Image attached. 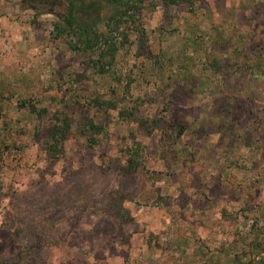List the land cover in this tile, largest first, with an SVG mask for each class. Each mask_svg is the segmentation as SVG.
<instances>
[{
  "label": "rangeland",
  "instance_id": "1",
  "mask_svg": "<svg viewBox=\"0 0 264 264\" xmlns=\"http://www.w3.org/2000/svg\"><path fill=\"white\" fill-rule=\"evenodd\" d=\"M89 1L95 6L80 16L100 22L102 31L115 9L105 0ZM67 8L65 1L58 12ZM136 17L148 36L146 55L172 62L149 84L142 82L137 46L121 51L102 78L95 54L74 52L67 38H56V17L37 16L20 0H0L3 122L15 126L10 133L25 150L0 180V264H123V253L131 264L149 263V255L177 233L193 231L215 249L233 243L255 221L264 225V166L253 165L257 158L245 145L225 151L228 125L217 118L230 101L247 125L249 114L264 106V78L254 80L244 66L252 51L264 54V0H145ZM222 45H237L245 54L230 62L218 54ZM214 60L220 66L212 69ZM178 64L196 67L190 73L201 78L196 94L187 76L168 78ZM131 78L136 82L128 93ZM32 94L39 95V109H47L44 116L18 108ZM78 95L93 107L96 99L116 104V110L103 109L108 133L94 148L75 138L53 159L42 141L56 110L50 97L75 110ZM168 104L189 125L177 142L169 119L151 134L138 120L117 124L121 109L136 108L148 119ZM138 145L145 149L144 168L128 175L125 150ZM226 160L234 164L237 192L222 184ZM188 253L196 259L193 249Z\"/></svg>",
  "mask_w": 264,
  "mask_h": 264
},
{
  "label": "trees",
  "instance_id": "2",
  "mask_svg": "<svg viewBox=\"0 0 264 264\" xmlns=\"http://www.w3.org/2000/svg\"><path fill=\"white\" fill-rule=\"evenodd\" d=\"M65 1L68 2L67 12L61 15L58 9ZM87 1L20 0V3L37 16L53 15L56 17L58 21L54 24L53 29L56 33V38H67L68 45L74 52L89 55L95 54L97 58L93 61V66L97 75L102 78L109 75L111 69L117 63L120 52L124 51L127 53L134 46L142 50L136 56L138 63H141L142 82L149 84L150 77H156L157 79L159 74L163 75L165 73L166 63H172L171 60H168L169 58L163 59L160 54L158 57H153L152 53L148 54V56L146 55V53H149V50H147L148 36L143 25L136 17L145 0H105L108 7L115 9V11L107 14L104 20L105 29L102 31L99 28L100 22L80 16V13L91 12V8L96 4L94 1ZM164 1L168 4L173 2V0ZM196 39L192 42L193 45L200 46ZM229 46L222 45L223 48L218 53L220 56L225 54L226 60L228 58V61L234 62L235 54L242 57L245 54L243 50H238L237 45H234L235 49L232 46V50L229 49ZM218 47L220 46L218 45ZM262 50H264V42ZM221 51L224 53H221ZM251 53L247 58L244 57V66H246L248 74L254 80H260L264 78V54L260 52L256 56L253 51ZM212 64H215L212 69L220 66L216 60ZM175 67L171 66V76L168 78L173 80L175 77L182 76V74L187 76L192 83V87H194L190 89V92L193 95L196 94L197 89L195 88L201 82V78L195 80L190 74L196 70V67L190 64H178ZM133 72L131 74H134ZM134 82H136V79L131 78L126 85L125 91L129 93ZM211 82V85L208 86L210 91L215 86L214 81L212 80ZM3 96L0 95V100L4 99ZM38 97L39 95L32 94L21 101L18 108L27 110L32 115L44 116L48 111L47 109H39ZM65 101L50 97L49 106L52 109L56 108V110L42 141L45 151L53 159L60 158L63 154L64 146L78 137L88 143L91 148L99 145L100 140L108 133V124L105 117H103L105 114L103 109L106 107L116 110V104L113 102L96 99L93 107L90 102L85 100V97L80 95L73 99L74 106L72 107L75 110H71V104ZM229 102L223 103L217 111L219 114L217 118L220 119V122L228 125L229 134L225 135V151L232 152L236 145H245L252 156L257 158V160H254L253 165L257 168L261 164L264 166V106L258 112L252 111L249 114V123L244 125L239 120L238 115L234 114L233 105ZM60 103L64 104V109L58 107ZM95 107L98 109L95 110ZM170 107L171 104H168L166 108L160 111L159 116L156 115L148 119L139 117L140 110L136 108L121 109L117 116V124L126 125L138 120L144 130L151 134L156 130H160L163 127L162 124L169 119L177 142L188 131L189 125L184 122L178 112L170 109ZM93 110L95 111L93 112ZM260 113L261 116L259 115ZM4 117L0 102V180L5 169L12 164L19 163L25 152L23 145L17 139L14 140L13 134L10 133L16 130L15 126L7 122L4 123ZM18 130L22 131L23 128L19 127ZM239 131H243V133ZM11 139L14 140L12 143L10 142ZM125 153L127 156L126 174L133 175L144 168L145 149L142 146L127 148ZM233 166L234 164L231 161L226 160L220 167V173L222 175V184L231 191L237 192L238 182ZM256 182L259 183V179ZM224 214H227V212H224ZM186 232V234L177 233L172 235L165 245L157 247L161 249L157 251L158 253L154 256L149 255L151 262L143 261L142 264H251L256 256L264 254V225L259 221L253 222L247 233H238L237 238L230 245H223L215 249L207 245L206 240L202 239L197 233L189 230ZM190 249H193V257H196V259H191V255L188 253ZM123 254L125 258L123 264H131L129 256L125 253ZM256 264H264V257H261Z\"/></svg>",
  "mask_w": 264,
  "mask_h": 264
},
{
  "label": "water",
  "instance_id": "3",
  "mask_svg": "<svg viewBox=\"0 0 264 264\" xmlns=\"http://www.w3.org/2000/svg\"><path fill=\"white\" fill-rule=\"evenodd\" d=\"M260 256H261V255L257 256L251 264H256V263L258 262Z\"/></svg>",
  "mask_w": 264,
  "mask_h": 264
}]
</instances>
